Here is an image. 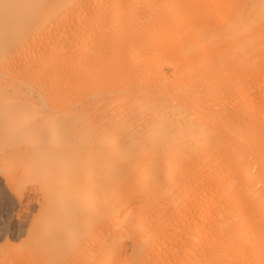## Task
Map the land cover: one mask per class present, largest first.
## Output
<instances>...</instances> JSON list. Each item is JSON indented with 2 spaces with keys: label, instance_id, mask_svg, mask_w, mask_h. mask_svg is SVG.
<instances>
[{
  "label": "bare ground",
  "instance_id": "6f19581e",
  "mask_svg": "<svg viewBox=\"0 0 264 264\" xmlns=\"http://www.w3.org/2000/svg\"><path fill=\"white\" fill-rule=\"evenodd\" d=\"M152 1L145 2L146 9L143 8V11L147 15H144V18L139 14H133L123 26L110 23L103 30L101 27L105 38L97 43L99 38L94 41L88 40L93 39L94 35L97 37L100 32L95 31L97 28L93 32L90 28L86 29L89 15L85 16L84 0H0V40L5 39L7 34L9 37L15 36L18 30L22 31L19 32L22 37L24 34L35 33L36 38V33L44 29L46 21H54L57 16L56 20H60L70 11L75 12V15L76 12L81 14L78 16V23L82 26V32L60 33V39L57 36L59 41L57 38L55 40L58 44L53 43L54 48L50 57L46 56L48 54L44 50L38 53L39 63L49 66V85H44L47 78L45 75L40 77V83L37 82L38 93L30 94L26 101L6 105L0 100V172L5 173V184L13 194L15 204L21 203L26 196L29 198L36 195L40 206L39 214L31 225L36 226L32 227L24 252L33 264H56L64 248H71L70 244L78 243L92 231L99 230L104 219H114L113 223L119 222L118 226L123 224L127 227L134 215L130 210L122 209L125 206V203H122L125 188L129 186L135 189L143 188L145 192L142 198L146 202L153 194L164 191V183L175 177L180 162L190 170L194 166L190 162L194 155L207 156L208 150L213 153L214 161L225 157L228 167L241 169L245 174L246 185L236 196L230 194L231 206H238L239 211L244 210L242 212L244 218L247 209L261 210L258 216L260 225L252 224L250 228L247 222H244L239 228L222 230V225L229 223V210L224 217L221 216L217 222L219 231L214 237L217 239L215 250L220 254L234 250L243 252L251 245L257 252L264 251V183H260L264 178V165L257 161L264 148L260 146L256 160L249 153L250 146L243 141L240 127L227 121L221 125L220 119V112L224 113L222 104L227 103L222 98L223 89L243 85V91H246V83L243 81L242 84H237L239 79L236 80L229 73L234 68H241V65L246 63L248 65V62H251L249 64L252 67L251 59L254 58L249 56L253 51L255 53L259 46L256 43L257 39L261 35L264 36V33H260L264 25L257 30L255 28L256 31L253 33L251 29L254 25L256 27V23L264 16L261 14H264V0H254L250 6L253 14L242 10L243 16L235 18L231 28L224 30L223 36L231 37L232 40V49L228 55L236 58L231 67L217 66V61L213 58V39L217 37L218 26L213 25L210 31L199 28L195 30L193 38L189 39L186 36L187 39L179 43L182 40L181 36H174L173 33L176 32L171 28L177 23L176 17H172L170 23L144 21L148 15L155 16ZM132 3V9L136 11L139 3L137 0H133ZM112 7V4L107 5V11ZM124 8L116 7L120 17ZM168 10L176 16L179 7L173 4ZM229 10H223L219 21L216 22L224 24L231 14ZM101 14L103 13L99 16ZM55 22L51 23L52 27H56ZM45 39L41 40V44L44 42L43 46L46 47L51 37ZM1 44L2 42L0 56L5 51ZM26 44L23 42V50H26L24 48ZM168 44L173 46L172 48L181 45L180 55L175 58L176 61L183 63L179 74L193 76L194 80L200 82V93L183 92L188 101L186 104L180 102L176 94L168 99L162 97L167 89L165 85L161 86L166 82V71H162L164 68L161 69L160 65L163 62L166 64L165 61L168 60L164 55ZM21 48L16 54L21 53ZM104 48L110 51L109 58H106ZM143 48L150 51L149 55H145L147 56L145 61L137 63L133 69H130L131 66L127 68L128 52L135 61ZM145 57L143 55L141 59ZM223 58L224 61L226 58ZM59 61L65 62L68 67L65 70L66 76L62 79ZM86 63L89 65L87 68ZM104 63L109 66L107 69L114 67L115 70L109 73L110 70L108 72L105 69L107 66ZM84 70H87L89 76L93 75L91 81H83V75L88 74H84ZM124 77H132L130 81L133 80L134 83L130 82L131 87L125 86ZM108 80L112 81L108 88L110 92L107 90L108 94H114L115 98L112 100L104 97L106 92L103 89L107 86L103 84H107ZM71 86H78L81 98H77L80 96L74 91L76 88L73 90ZM241 86L238 93L242 91ZM47 87H50V98L43 90ZM155 87L158 93H153ZM64 92L67 93V97H62ZM203 94L210 95L211 101H205ZM257 95L256 93L254 97ZM59 97L62 105L67 107L66 114L62 116L56 114ZM48 99L50 111L47 109L41 111L39 107H42L45 101L48 102ZM92 99L94 101H91ZM38 102L41 105H38ZM215 105L216 112L206 111V107ZM89 107L96 109L98 116L88 114L87 111L91 110ZM250 119L247 122L248 126L254 128L258 121L255 118ZM5 167L8 168L6 171ZM233 181L230 173L226 174L223 186L218 190L225 191L234 183ZM101 235V240L104 241L106 237ZM109 237L111 244L117 235ZM77 259L75 258V262Z\"/></svg>",
  "mask_w": 264,
  "mask_h": 264
},
{
  "label": "rangeland",
  "instance_id": "374dc122",
  "mask_svg": "<svg viewBox=\"0 0 264 264\" xmlns=\"http://www.w3.org/2000/svg\"><path fill=\"white\" fill-rule=\"evenodd\" d=\"M132 1L133 0H84L83 4L84 6L86 5L85 16H87V14L89 15V17L87 16L89 21L87 19L86 29L90 28L93 32V30L97 28L95 31L100 32L97 34V37L94 35L96 38L93 37V39L89 38L88 40L94 41V39L96 40L99 38L97 39V43L104 40L105 37L100 28L102 27L101 29L103 30L110 23L113 25L120 24L118 26H123L130 20L128 18H130L133 14H139L144 18V15H147L146 12L143 11V8L146 9V0H140V2L137 0L139 5L137 4L135 8L136 11H133L132 9L134 3H132ZM253 1L254 0H153L152 4L156 12L155 16L151 17L148 15L145 17L144 21L150 23V20H152V22L155 21L157 24L160 22L170 23V19L172 17H176L177 23L171 28H173V31L176 32V34L173 33L174 36H181L182 40L180 39L181 41L179 43H183L187 38H193L195 30H198L199 28L210 31L213 28V25L218 26L219 29H217V37L213 39V58L214 60L216 59L215 61H217V66L227 65L228 67H231L234 65L236 58L228 55L230 54L229 51L232 49V40L231 37L229 38L223 36L224 30L233 25L236 20L235 18H241L243 16L242 10H244V12H249L252 15L253 13L250 10V6ZM106 4H112L113 10L111 8L107 11ZM173 4L179 7V11L176 13V16H173L172 11L168 10V7ZM117 6H121L122 9L125 7L121 17L118 15L116 9ZM223 10H229L231 14L224 24H219V22L216 21H219L220 14ZM98 12L103 13L101 14L102 16H99L100 13ZM69 13L71 14L69 15ZM69 13L66 15L68 18L59 17L60 20H56L57 16L54 21H46L44 23V29H42V31L39 30V33H36V38H34V33L32 35L26 34L28 37L24 34L25 36L23 35V37L25 38L23 39L20 34L22 31L18 30L20 33L15 32V36L13 35L9 37L7 34L5 39L0 40V43L2 42L1 47H5V51L0 56V100L4 104L16 105L20 101H26L30 94H37L39 90L37 82L39 81L40 83V77L42 76H47L44 80V85H49V66L48 64L46 66L45 64L39 63L38 53L44 50L45 53L47 52L46 54H48L46 56L51 55L52 49L54 48L53 43L55 42V45L58 44L56 42L60 39V33L73 34L83 31L81 28L82 26L78 23V18L81 14L79 15L76 12L75 15V12L71 11ZM72 13L74 14L72 15ZM105 13L108 14L106 15ZM261 14L264 15L263 13ZM92 16L94 17L92 18ZM126 18L128 20H126ZM261 18L259 22L256 23V27L254 25L252 28L253 30L251 29L252 33L264 25V16ZM95 20L96 22H93ZM53 22L56 23H54L56 27H52L51 23ZM95 24H97V26L94 27ZM44 33L45 38L51 37L50 41L48 39L49 44H47L51 47L46 45V48L45 45L43 46L44 42L41 44V40L45 39L43 36ZM260 33H264V26L261 28ZM53 34L57 35L53 37L50 36ZM57 36H59V39ZM186 36L188 37L186 38ZM261 36L256 42L257 45L259 44L257 48L258 50L256 49L255 53L253 51L251 53L252 55L249 56V58H254L251 59L253 63L252 67L250 65L251 62H248V65L247 63L241 65V68H234L229 73L233 75L236 80L239 79L238 81L243 79L241 82L237 81L236 83L240 85V83L242 84L244 81L246 83V91H243V85H240L241 90L243 91H240L241 93H238L240 90V86L238 85V87H235L237 90L235 88H224L222 91V98L225 99L227 103L226 105L221 103L224 108V113L220 112V119L222 120L221 125L224 121L233 122L238 125L240 127V131L242 132L241 135L243 136V141L247 142L250 146L249 153H251L256 160L258 149L260 146H263L262 148H264V36ZM56 38L58 39L57 41H55ZM51 40L52 43H50ZM23 42L24 44L28 42L26 46L24 45L26 50H23ZM172 47L170 45L167 46L164 51V55L168 60L165 61L166 64L163 62L164 64L162 63L163 65H160L161 69L164 68L162 71H166V82H164L165 84H161V86L165 85L164 87L167 89L163 93L162 97L164 99H168L176 94L179 101L186 104L188 101L186 96H183V92L189 91L191 93H200V82L194 80L193 76H188L186 74L182 75V73L181 75L179 74L183 63L176 61L175 58L180 55L181 45L175 48ZM20 48L23 51L21 50L20 54H16ZM106 48H104V54L107 55L106 58H109L110 51L107 49V51H109L107 52ZM256 51H258V54ZM224 53L227 54L222 56ZM149 54L150 51L143 48L138 57H134V61L132 55L128 52L126 55V62H129V64L126 63V67L128 68L131 66L130 69L135 68L138 64L143 63L145 61L144 59L147 58L145 55ZM143 55L145 58L141 59ZM223 57L226 58L224 61ZM255 57H259V59H255ZM140 60H142V62ZM58 64L60 68V79H62L66 76L65 70L68 67L63 61H59ZM85 65L86 68L89 66L87 63ZM104 65H106V63H104ZM108 67L109 66L105 69L108 72L110 70L109 73H111V71L113 72V69L115 70L114 67L107 69ZM74 69H76V66ZM83 72L84 74L88 73L87 70H84ZM92 76V74L89 76V73L87 75H83V81H91ZM131 78H123L125 86L131 87L130 82L132 84L134 83L133 80V82L130 81ZM17 80L18 82H16ZM111 82V80H108V85L106 83L103 84V86H107L103 89L106 92L104 97L110 100L115 98L114 94L107 93L109 91V85L112 84ZM62 86L63 84L61 85V88ZM71 87L69 89H71ZM49 88L50 87H47V89L43 88V90L50 98ZM72 89H75L74 91L79 94L78 96H80L81 92L78 91V86H73ZM245 92H247V94H245ZM153 93H158L157 88L156 90H153ZM256 93L258 95L257 97H254ZM64 94L62 97H67V93L64 92ZM203 97L205 101H211L210 95L203 94ZM77 98L79 99L81 96ZM200 98H202V94H200ZM64 99V101H66V98ZM47 101L48 102L45 101L42 104V107H39L41 111H44L45 109L50 111V99ZM91 101H94V99ZM57 104L58 108L56 114L58 116L66 114L65 108L67 107L66 105H62L60 97ZM38 105H41V103L38 102ZM89 108L91 110L87 111L88 114H92L93 117L98 116L96 109L94 110L93 107ZM205 109L208 112L214 113L217 110V105L208 106ZM196 112L199 113V111ZM250 118H255L258 121V124H256L254 128L253 126H248L247 122L248 119L251 120ZM259 156L260 157L257 161L261 163L260 165H264V151L262 155ZM190 162L194 165L190 170H187L185 164L180 162L178 172L175 177L164 183V191L153 194L146 202H144V198H142L144 197L145 192L143 188L138 187L135 189L132 186L125 188L122 194V203H125V206H123L122 209L124 211L130 210L131 213H133L134 216L132 222L126 227V225L123 224H119L118 226L119 222L113 223L114 219H104L101 221L102 227L99 228V230L97 229L94 232L92 231L90 235L78 241V243L75 242L73 245L70 244L71 248L69 246V248H64L60 252L56 264H264V251L260 250L257 252L251 245H248L243 252L234 250L230 253L220 254L215 250V241L217 239L214 237L217 236L219 231L217 222L222 218L221 216L224 217L226 215L228 210L229 223L228 225H222V230L225 228H239L244 222H247L249 228L252 224L260 225V221L258 219V216L261 214L260 209H247V213H245L246 217L244 218L242 215L244 210L241 209L239 211L238 206H231L232 196H236L247 183L243 170L228 167L226 165L227 162L225 157H222L218 161H214L213 153L209 150L207 151V156L194 155ZM7 169V167L4 168L5 171ZM229 173L234 179V183H232V185H230V187L225 191H219L218 189L223 186L226 174ZM4 177L5 173L0 172V182L3 180V182L0 183V199L2 198L0 200V264H33L32 260L24 252L27 248L26 245L28 238L30 237V232L36 226L31 225L34 224L33 219H36L37 214H39V202L35 197L36 195H34V197H29L30 199L26 196V199H24L21 203L16 202L17 204H15V199H13L12 196L13 194L9 192V188L5 184ZM260 183H264V178L261 179ZM2 184H4L5 187ZM228 202L230 203L228 204ZM123 210H121V212ZM209 210H212L211 213L208 212ZM230 217L233 218L230 219ZM35 224H37L36 221ZM97 231L100 234H98ZM95 232H97V234ZM101 234L106 237L104 241L101 240ZM110 235H117L116 240L111 243L112 245L109 240ZM88 251L92 253L90 254ZM65 254H67V257H65ZM79 256L80 260H78ZM81 256L84 258L86 257L85 260H83V257L81 259ZM75 258H78L76 260L77 263L75 262Z\"/></svg>",
  "mask_w": 264,
  "mask_h": 264
}]
</instances>
